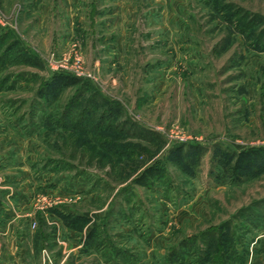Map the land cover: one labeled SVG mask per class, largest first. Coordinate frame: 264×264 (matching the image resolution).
I'll return each mask as SVG.
<instances>
[{
  "label": "rangeland",
  "instance_id": "obj_1",
  "mask_svg": "<svg viewBox=\"0 0 264 264\" xmlns=\"http://www.w3.org/2000/svg\"><path fill=\"white\" fill-rule=\"evenodd\" d=\"M0 13V264H264V0Z\"/></svg>",
  "mask_w": 264,
  "mask_h": 264
},
{
  "label": "trees",
  "instance_id": "obj_2",
  "mask_svg": "<svg viewBox=\"0 0 264 264\" xmlns=\"http://www.w3.org/2000/svg\"><path fill=\"white\" fill-rule=\"evenodd\" d=\"M25 61L30 65H34L28 59ZM76 84H77V81L74 80L73 78H70L67 76H57L54 78V82L51 84V86H52L51 88L56 87L55 89H65V88L73 87ZM259 155L264 157V148L249 149L248 151L242 152V154H240V157H241V159L246 160L247 158H249L251 156H259ZM237 169L238 168H233L234 172ZM162 177H163V171L161 169L149 168L139 178H137L135 180V184L142 186V187H148L152 183L151 180L157 181V180L162 179ZM67 225H69V224H67ZM70 225H72V223ZM70 227H72V226H70Z\"/></svg>",
  "mask_w": 264,
  "mask_h": 264
},
{
  "label": "built area",
  "instance_id": "obj_3",
  "mask_svg": "<svg viewBox=\"0 0 264 264\" xmlns=\"http://www.w3.org/2000/svg\"><path fill=\"white\" fill-rule=\"evenodd\" d=\"M0 14H1V13H0ZM0 25H1V26L3 25L1 15H0Z\"/></svg>",
  "mask_w": 264,
  "mask_h": 264
}]
</instances>
